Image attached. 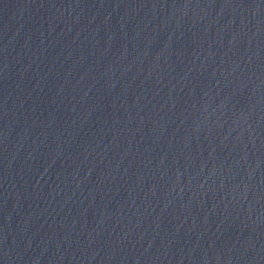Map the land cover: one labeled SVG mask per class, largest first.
I'll return each mask as SVG.
<instances>
[{
	"label": "water",
	"instance_id": "water-1",
	"mask_svg": "<svg viewBox=\"0 0 264 264\" xmlns=\"http://www.w3.org/2000/svg\"><path fill=\"white\" fill-rule=\"evenodd\" d=\"M0 264H264V0H0Z\"/></svg>",
	"mask_w": 264,
	"mask_h": 264
}]
</instances>
